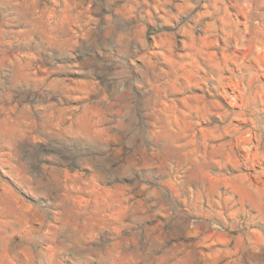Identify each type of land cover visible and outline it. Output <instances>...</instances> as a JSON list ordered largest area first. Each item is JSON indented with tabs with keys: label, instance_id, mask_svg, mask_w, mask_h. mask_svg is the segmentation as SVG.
I'll return each mask as SVG.
<instances>
[{
	"label": "clouds",
	"instance_id": "clouds-1",
	"mask_svg": "<svg viewBox=\"0 0 264 264\" xmlns=\"http://www.w3.org/2000/svg\"><path fill=\"white\" fill-rule=\"evenodd\" d=\"M0 264H264V0H0Z\"/></svg>",
	"mask_w": 264,
	"mask_h": 264
}]
</instances>
